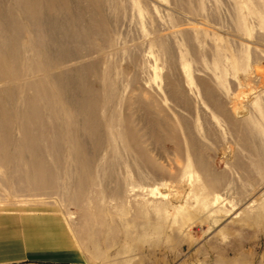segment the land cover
Returning <instances> with one entry per match:
<instances>
[{
  "label": "rangeland",
  "instance_id": "1",
  "mask_svg": "<svg viewBox=\"0 0 264 264\" xmlns=\"http://www.w3.org/2000/svg\"><path fill=\"white\" fill-rule=\"evenodd\" d=\"M71 7L56 15L77 10L88 39L53 42L34 21L18 37L25 45L37 33L53 57L68 55L50 69L65 81L60 158L40 157L43 176L33 181L48 188L16 186L31 156H17L13 128L7 147L16 155L0 162V220L40 216L91 264H264V0ZM96 14L100 22L88 24ZM84 28L76 23L79 36Z\"/></svg>",
  "mask_w": 264,
  "mask_h": 264
},
{
  "label": "bare ground",
  "instance_id": "2",
  "mask_svg": "<svg viewBox=\"0 0 264 264\" xmlns=\"http://www.w3.org/2000/svg\"><path fill=\"white\" fill-rule=\"evenodd\" d=\"M71 1L0 0V160H2L0 162L6 161L7 157L16 155V153L19 159L23 158L26 162L28 160L26 156H31L29 164L22 168L26 172L27 178H19L16 186H21L20 183H29L37 191L48 188L49 185L47 179L44 182L33 181L43 176L41 167L44 162L40 157L45 155L46 151H50L53 156L60 158V124L62 118L60 112L63 102L61 84L65 81L62 78L63 73L59 72V74L50 69L54 62L59 64L64 58H68V55L58 53L53 57L54 53L42 47L43 43L40 44L36 40L37 33H33L34 39L28 40L25 45L19 38L20 36L24 37L27 32L34 31L32 30L34 28H29V22L34 21L40 24L44 22L51 34L49 40L53 42L63 41L62 39L76 42L85 39V37L88 39V34L91 33L92 28H87V22H85L87 20H83L77 10L71 18L67 19L56 15L72 9ZM92 7L89 6L91 10L97 8L96 4H93ZM50 16L56 18L52 20ZM95 16L97 19L90 18L92 20L89 19L88 24L94 25L95 20L100 22L98 15ZM77 22L85 26L84 35L79 36L75 30ZM36 75L40 76L38 80L34 78ZM208 92L207 89L205 91L207 97ZM41 95L49 100L56 96L57 103L50 101L49 104L42 105L40 103ZM13 128H16L22 136L21 142L18 144L20 147L16 153H14L15 150L10 151L7 147L15 143L12 135ZM44 140L48 142L46 147L43 146ZM69 140L72 149L71 155L75 159L77 167L80 170L85 169L88 164L81 158L82 151L81 145L78 144L79 141L77 143L75 137H71ZM190 143L192 149L197 145L194 141ZM201 164L202 169H204L203 162ZM7 165H11V163H7ZM17 165L16 167H18ZM10 184L14 185V181L8 182L9 186Z\"/></svg>",
  "mask_w": 264,
  "mask_h": 264
},
{
  "label": "crops",
  "instance_id": "3",
  "mask_svg": "<svg viewBox=\"0 0 264 264\" xmlns=\"http://www.w3.org/2000/svg\"><path fill=\"white\" fill-rule=\"evenodd\" d=\"M38 217L28 216V225L14 217L0 220V264H91L77 246L62 242L66 235L55 233Z\"/></svg>",
  "mask_w": 264,
  "mask_h": 264
}]
</instances>
